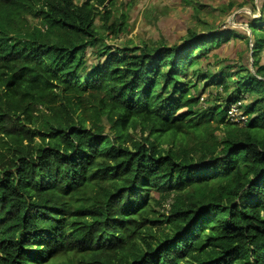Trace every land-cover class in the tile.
<instances>
[{"label": "trees", "instance_id": "trees-1", "mask_svg": "<svg viewBox=\"0 0 264 264\" xmlns=\"http://www.w3.org/2000/svg\"><path fill=\"white\" fill-rule=\"evenodd\" d=\"M260 1L248 32L112 51L114 0H0V264H264ZM232 39L255 72L209 70ZM201 82L225 104L199 108Z\"/></svg>", "mask_w": 264, "mask_h": 264}, {"label": "rangeland", "instance_id": "rangeland-1", "mask_svg": "<svg viewBox=\"0 0 264 264\" xmlns=\"http://www.w3.org/2000/svg\"><path fill=\"white\" fill-rule=\"evenodd\" d=\"M82 1V0H80ZM114 0V9L112 10V19H117L122 13L127 14L128 31L120 34L118 37L105 38L103 41L105 44L112 48V51L116 48L122 47L125 42L132 41L134 44H141L144 42H153L155 40L174 41L181 43V33L183 34L190 28L196 29L199 34H207L211 28L210 25L215 24L216 30H227L230 28L248 32L246 23V17L259 18L261 13L259 8L261 6L260 0H254L257 12H252L249 4L244 7H237L232 13H225L221 10L222 6L226 5L230 0ZM236 3L250 1V0H234ZM203 4L204 6L196 10L195 5ZM243 15L244 17L240 16ZM197 16V17H196ZM199 16V17H198ZM198 19L206 22H199ZM32 22L37 23L35 18L31 19ZM98 26L103 25L104 21L98 19L96 21ZM106 37V36H105ZM96 48L89 47L87 49L88 65L93 62H97V55L95 54ZM217 54L224 60L220 64L214 62L209 67L210 71H219L223 66L232 64L237 65L231 69L232 74L239 70V65L248 67L252 72H255L253 68V59L251 50L247 48L244 40L232 39L227 43H223L220 46L210 50V54ZM262 62L264 56H262ZM210 59L208 62H212ZM205 61L203 66L206 65ZM207 68V67H205ZM192 68H188V72ZM206 71V69H205ZM203 82V81H202ZM202 82L200 83V105L199 108H206L211 104L218 103L225 104L223 95H218L215 100V88L209 86L204 88ZM228 96L226 93L225 97ZM251 99H247L241 104H248ZM211 103V104H210ZM241 105V112H244V108ZM247 117V115H246ZM243 125L247 120L240 119V116L236 117Z\"/></svg>", "mask_w": 264, "mask_h": 264}, {"label": "built area", "instance_id": "built-area-1", "mask_svg": "<svg viewBox=\"0 0 264 264\" xmlns=\"http://www.w3.org/2000/svg\"><path fill=\"white\" fill-rule=\"evenodd\" d=\"M241 102H234L233 104L230 105L228 112H227V116L231 121H236V122H240L239 119H237L236 117L240 116V119L242 120H247L246 115L243 114V112L240 111L241 109ZM241 123V122H240Z\"/></svg>", "mask_w": 264, "mask_h": 264}, {"label": "crops", "instance_id": "crops-1", "mask_svg": "<svg viewBox=\"0 0 264 264\" xmlns=\"http://www.w3.org/2000/svg\"><path fill=\"white\" fill-rule=\"evenodd\" d=\"M183 1L186 2L185 0H183ZM259 12H260V11H259ZM186 34H187V30H186L183 34H182V33L180 34V35H182V36H181V41H182V42H183V37H184ZM161 40H162V39H161ZM163 41H164V40H163ZM165 42H166V41H165ZM168 42H169V43H176V42H174V41H173V42H172V41H168ZM182 42H181V43H182Z\"/></svg>", "mask_w": 264, "mask_h": 264}]
</instances>
